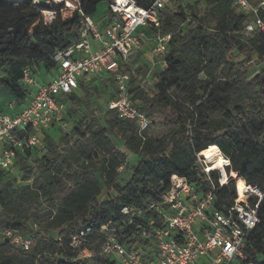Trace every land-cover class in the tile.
Returning <instances> with one entry per match:
<instances>
[{
	"label": "trees",
	"instance_id": "trees-1",
	"mask_svg": "<svg viewBox=\"0 0 264 264\" xmlns=\"http://www.w3.org/2000/svg\"><path fill=\"white\" fill-rule=\"evenodd\" d=\"M31 1L0 0V87L17 105L29 95L23 70L34 76L37 67L53 73V53L81 40V30L74 28L76 14L63 20L57 12L44 24L42 11L48 7ZM135 1L143 8L151 4ZM78 2L92 17L101 3L108 4V13L111 0ZM176 4L171 10L169 1L154 30L170 36L166 67L150 70L141 61L132 77L135 67L126 66L131 100L151 119L145 131L104 107L101 117L86 116L57 139L50 134L52 122L38 147L16 152L17 175L0 171V229L33 239L26 251L0 239V264H117L101 254L100 229L108 223L120 245L145 254L156 245L154 231L163 228L167 208L162 198L171 189L172 176L197 192L208 191L212 184L214 206L224 211L236 198L233 179L219 187L220 173L206 176L197 164V156L210 147L228 160L226 176L231 173L264 188V68L249 75L246 67L253 59L264 62V31L244 34L248 15L234 6V0ZM258 14L264 20V9ZM235 54L242 61L236 62ZM100 81L113 90L112 100L113 82ZM78 90L83 98L73 93L61 96L64 109L84 111V99L90 101L96 92L84 81ZM157 122L164 127L158 137L151 133ZM113 136L121 140L124 152L117 149ZM129 155L136 157L135 165L128 164ZM103 192L105 199L99 201ZM124 208L131 212L123 214ZM258 217L259 225L245 239L242 264H264V198ZM86 229L81 247L73 248L71 238ZM83 251L88 254L85 260L79 258Z\"/></svg>",
	"mask_w": 264,
	"mask_h": 264
},
{
	"label": "built area",
	"instance_id": "built-area-1",
	"mask_svg": "<svg viewBox=\"0 0 264 264\" xmlns=\"http://www.w3.org/2000/svg\"><path fill=\"white\" fill-rule=\"evenodd\" d=\"M169 1L151 0L143 8L135 0H111L108 13L93 22L82 12L78 0H45L44 6L48 9L42 11L43 23H51L57 12L63 20L76 14L74 28L81 30V40L53 53L56 69L49 80L39 81L29 69L23 70L22 83L29 91L28 97L20 105L10 102L0 109V171L13 173L16 152L40 145L43 132L52 122L61 120L64 111V105L59 102L61 96L76 94L78 83L89 78L113 82V99L106 105L107 110L120 119L135 121L139 132L150 126V120L131 100L126 66L133 65L136 53L145 49L150 70L166 67L170 36H160L154 30L160 27L161 12ZM251 1L234 0V6L248 15L244 25L246 36L264 31V20L258 14L259 9H264V2L253 5ZM36 4L39 5L38 1ZM59 4L60 9L53 11V6ZM200 155L197 164L207 176L211 171ZM218 172L221 174L218 186L222 187L230 176L222 180V173ZM170 184V191L162 198L167 211L163 214V228L154 231V249L145 254L125 249L109 233L108 223L100 229L104 235L101 254L117 264H242L245 239L260 223L258 209L264 188L249 185L243 178L239 192L235 179L236 198L230 207L221 211L214 206L212 184L206 192H197L177 176H172ZM129 212L126 208L122 210L123 214ZM87 231L71 238L73 248L81 247ZM0 239L24 251L33 241L32 236L10 229H0ZM82 254L88 256L85 251Z\"/></svg>",
	"mask_w": 264,
	"mask_h": 264
},
{
	"label": "rangeland",
	"instance_id": "rangeland-1",
	"mask_svg": "<svg viewBox=\"0 0 264 264\" xmlns=\"http://www.w3.org/2000/svg\"><path fill=\"white\" fill-rule=\"evenodd\" d=\"M173 1H175V3ZM196 1L197 0H170V6L169 7L171 10H174L176 8V5H177L176 3H181L184 5H186V4L191 5ZM198 7L202 9L204 6L202 3H200V4H198ZM107 9H108V4L107 3H101L98 7L97 12L91 17V20L93 22H96L98 19H100L106 13ZM147 56L144 58L142 57L144 60H139L138 62L134 60V62H132L133 67H135L131 70V72L133 73L132 77H134L135 69H136V67H138L140 65L141 61L149 64L150 59H149V56H148V58H147ZM234 56H235L236 62L242 61V59L240 57H237L236 54ZM246 67H247V70L249 72V75H252L256 72H259L260 70H262L264 68V62L253 59ZM50 74H52V73H50ZM43 75H46V73H43V70L41 67H37L36 78L40 81L44 79L43 77H46L47 79L49 78L48 76H43ZM1 76H3L2 71H0V77ZM92 82H93L92 85L95 88L96 92H95V95L92 97V99H90V101H87V99H84V103L86 105L85 108L83 109L84 111H77V110H74L73 107H67L62 112L61 120L59 122H54V127L50 131V134L55 139L58 138L59 134L69 133L71 130L75 129L78 125V122L86 116L94 115L97 117H101V115H102L101 111L104 109V107H106V104L110 99V89L104 87L103 84L100 81H98L97 77H94ZM10 100H11L10 95L7 92L3 91L0 87V109L2 107H4V105L7 106L10 103L9 102ZM162 118L164 119L163 116H162ZM150 121H151V119H150ZM163 132H164V127L160 122H157L156 124L152 125V127H151L152 135L158 137V136H161L163 134ZM112 140L114 141L117 149L121 150L122 149L121 140L117 136H113ZM200 157H201V155H200ZM32 159H34V158H32ZM201 159H203V158H201ZM136 161H137V159L134 155H129L127 158V162L129 165H135ZM204 163H205V161H204ZM128 169H129V167H127V170ZM215 171H218V170H215ZM13 175H17L15 170L13 171ZM220 176H221V174H220ZM227 176H230L235 181V177H233L231 175V173ZM258 186H262V185H258ZM105 196H106V192H103V194L99 198V201H103L105 199ZM85 257H87V255H83L82 253H79L80 259H84Z\"/></svg>",
	"mask_w": 264,
	"mask_h": 264
},
{
	"label": "bare ground",
	"instance_id": "bare-ground-1",
	"mask_svg": "<svg viewBox=\"0 0 264 264\" xmlns=\"http://www.w3.org/2000/svg\"><path fill=\"white\" fill-rule=\"evenodd\" d=\"M10 1H21V0H10ZM38 0H34L33 4H36ZM201 157L204 159L209 171L219 170L222 173V180L227 177L223 169L224 165H227L228 160L224 159L216 147H210L205 151L201 152ZM238 185V190L240 192L243 185V180L240 178H235Z\"/></svg>",
	"mask_w": 264,
	"mask_h": 264
},
{
	"label": "crops",
	"instance_id": "crops-1",
	"mask_svg": "<svg viewBox=\"0 0 264 264\" xmlns=\"http://www.w3.org/2000/svg\"><path fill=\"white\" fill-rule=\"evenodd\" d=\"M91 46H92L93 49H95V46H94L93 43H91ZM138 55H139V56H138ZM147 55L149 56L147 50H145V49L140 50L139 52L136 53L134 60L137 61V62H138L139 60H144L143 58L146 57ZM148 56H147V58H148ZM142 57H143V58H142ZM43 76H48V77H49L48 79H47L46 77H43L44 79L42 78V79H43L42 81H47V80L50 79V77L52 76V74H46V75H43ZM92 81H93V78H89V79H87V80H84V82H85L86 84H90V85H92V83H93ZM98 81H100V79H98ZM100 82H101V81H100ZM101 83H102V82H101ZM92 86H93V85H92ZM112 91H113V90L110 89V93H112ZM76 95H77L78 97H80V98L82 97V95H81V93H80L79 90L77 91ZM9 102H14V101H13V100H10ZM2 108H3V107H2ZM2 108H1V109H2ZM121 151L124 152L125 150L122 148Z\"/></svg>",
	"mask_w": 264,
	"mask_h": 264
},
{
	"label": "water",
	"instance_id": "water-1",
	"mask_svg": "<svg viewBox=\"0 0 264 264\" xmlns=\"http://www.w3.org/2000/svg\"><path fill=\"white\" fill-rule=\"evenodd\" d=\"M13 2H18V1H13ZM38 4L41 6L45 5V0H38Z\"/></svg>",
	"mask_w": 264,
	"mask_h": 264
}]
</instances>
